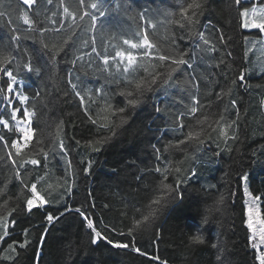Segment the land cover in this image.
Segmentation results:
<instances>
[{
  "label": "snow or ice",
  "instance_id": "1",
  "mask_svg": "<svg viewBox=\"0 0 264 264\" xmlns=\"http://www.w3.org/2000/svg\"><path fill=\"white\" fill-rule=\"evenodd\" d=\"M208 2L209 0H176L174 8L161 11L150 6L137 9L136 0H77L75 9H71L66 0H59L57 10H52L53 0H18L16 7H12L10 3V11L0 12V20L9 29L7 38H0V76L7 78L6 87L0 85V95L4 101L0 107L10 110L9 119L5 118L7 112H0V167L10 169L11 173L3 181V186H0V199L8 195L10 183L15 181L20 185L15 196H8L0 203V242L10 236V228H15L18 222L16 213L31 214L34 210H43L49 205H63L66 198L72 195L79 173L82 172L85 178L91 175L96 163L92 158L93 154L100 153L104 146L119 135L133 118L129 113L135 114L149 94H156L154 113L157 118L164 112L173 116L172 131L175 135L163 145V150L157 144H152L156 164L144 174L154 171L159 174L160 179L153 187L147 204L137 206L126 201L119 229L106 223L102 229L96 226L93 218V209L96 207L94 199L91 204H87L86 200L85 204L75 209L68 205L63 212L56 208L58 216L52 211L44 216V221L51 225L66 212L74 211L90 230L91 245H97L98 241L103 240L115 249H127L142 256L149 255L147 251L137 247L138 237L153 231L159 236L156 221L169 207L183 202V186L197 175V168L192 166L197 163V157L195 153L190 154L188 146L195 145L196 152H201L207 150L205 145L215 142L218 149L214 153L216 157H220L223 152L230 154L234 150L238 151L234 145L240 139V112L238 101L233 98L234 90L250 87L247 78L256 67L259 68L260 75L264 76V0H224V9L229 13V27L233 28L234 35L255 31L258 37L250 40L249 35H243L244 63H253L251 53L259 51L261 55L252 69L241 66L235 70L234 78L230 81L225 78L223 86L217 83L216 87L220 90L214 93V102L201 103V80L211 82V78L217 73L197 74V65L206 62L207 68H221L232 57V51H228L225 56L212 63L219 48L217 41L207 34V30L211 27L219 34L220 46H225L234 39L226 37L223 28H216L210 20L208 24L201 26V17L205 14ZM233 12L234 16L231 15ZM85 20L88 21L87 27ZM137 21L138 30L131 33L132 38H128L129 32L124 25L130 26ZM161 24L166 26V47L156 39L155 30ZM22 26H26L24 32L21 31ZM149 29L152 30L151 34ZM78 32L90 35L77 49L79 54L70 61L72 67L67 84L86 117L84 123L90 124L94 131L87 138L75 141L77 149H70L65 143V121L55 113L53 93L40 89L30 95L29 81L35 82L32 74L39 79L46 72L49 79H52L59 59L62 55H67ZM98 35L101 44L97 43ZM29 40L32 41V47H22ZM185 40L190 45L187 48L181 47V42ZM89 47L91 51L85 52L84 49ZM109 49H114V55ZM86 55L89 57L86 64L79 63L84 61ZM232 63H235L234 59ZM185 70H190L185 72L188 78L184 81L175 80L174 74ZM94 76L102 77L104 82L101 83L99 79L91 80L90 77ZM92 84L100 86L92 87ZM110 85H115L117 91L111 92ZM176 88H183L184 92H189V88L194 90V94L190 93V103L179 101L184 106V111L179 114L170 112L169 105L162 104L159 100L160 91L164 92V99L168 100L169 91ZM68 95L69 93H64L65 98ZM116 95L124 97V106L114 105L112 101ZM225 101L231 109H235V119L229 115L228 107L212 110ZM17 102L19 106H16ZM260 106L264 109V99H261ZM186 118L194 123H187ZM41 123L43 127L39 126ZM53 126L54 132L51 130ZM80 149H83V155L78 162L79 167H74L70 152ZM176 156H180V159H176ZM53 161L57 165L55 170L51 167ZM61 163L63 175H56ZM29 176L33 178L29 179ZM170 176L175 177L174 183L168 182ZM142 178L143 176H138L137 180ZM239 180L244 184L247 243L254 250L256 264H264V213L261 210L264 193L254 194L250 190L249 173L244 172ZM214 187L215 185H211L209 190ZM87 195L91 197V191ZM224 203L225 196L220 194L206 207L205 224L214 213L222 209ZM104 207L107 208L108 205ZM129 210L131 215L128 214ZM123 220L127 223H123ZM48 231L44 227L43 233L38 237L40 244L45 241ZM109 233L119 238L113 239ZM29 235L30 229L24 228V239L12 240L0 253V260L15 264L20 255L18 249H26L32 243ZM189 242L192 245L203 244L205 237L197 232L189 237ZM212 247L220 253L216 258L218 264H225V249L219 243H213ZM41 251L39 247L36 249L37 258ZM150 258L160 260L159 256ZM160 264H167V261H160Z\"/></svg>",
  "mask_w": 264,
  "mask_h": 264
},
{
  "label": "trees",
  "instance_id": "2",
  "mask_svg": "<svg viewBox=\"0 0 264 264\" xmlns=\"http://www.w3.org/2000/svg\"><path fill=\"white\" fill-rule=\"evenodd\" d=\"M16 7L18 0H0V12L10 11L8 5ZM71 9L77 7V0H66ZM59 0H53L52 10H57ZM176 0H136V8L145 6L159 8L161 11L174 8ZM23 7V6H21ZM231 15H235L233 12ZM15 19V16H13ZM42 19V17H41ZM160 19V17H157ZM209 20L216 28H223L226 37H234L231 43L220 46L218 44V33L209 27L207 34L217 41L219 51L215 53L212 63L221 56H225L228 51H232V57L228 58L227 63L221 68H207V63L197 65V74H208L215 72L217 75L211 78V82L201 80L199 97L201 103L207 104L215 101L214 93L220 89L216 87L219 83L225 84V78L230 81L234 78L235 70L241 66L252 69L254 62L261 55L259 51L251 53L253 63H244L245 42L243 35H249L250 40L258 39L255 31H244L243 35L235 34L233 28L229 27V13L224 9V0H209L205 14L201 17V26L208 24ZM79 22V21H78ZM70 23V20H69ZM137 23L124 25L131 33L138 30ZM87 27L88 21L84 22ZM22 25V22H20ZM19 26V25H18ZM59 27V25H57ZM68 25H65L67 29ZM165 25H158L156 32L157 41L163 46H167L165 37ZM26 26L21 27L24 32ZM150 34L152 30L149 29ZM8 27L0 20V38H7ZM179 35V33H177ZM90 34L78 32L75 42L67 50V55H62L57 63L52 79L46 72L44 76L37 79L32 74L35 81L30 83L29 94L34 95L37 90L44 89L47 93H53L52 103L55 106V113L65 121L64 132L66 133L65 143L70 149H77L76 140L87 138L94 128L90 124L84 123L86 117L79 107V101L73 95L67 84L69 70L72 65L70 61L78 55L77 49L81 47L84 40L89 39ZM256 37V38H255ZM106 39V37H105ZM97 43L101 44L99 35ZM39 46L38 44L36 45ZM187 40L181 42V47H189ZM249 47L251 44L249 43ZM22 47H32V41H25ZM126 47V46H125ZM102 50V46H101ZM90 52L91 49H84ZM114 55V49H109ZM89 57L86 55L83 62ZM95 60V57H92ZM235 63H232V60ZM79 66V64H78ZM185 70L174 74L175 80L184 81L188 77ZM75 75V74H74ZM6 77L0 76V85L6 87ZM91 80H100L102 77H90ZM247 83L248 88L234 90L233 98L238 101L240 112L239 129L240 139L234 145L232 153L223 152L220 157L214 153L218 150L215 142L205 145L207 150L196 152L195 145L188 146L190 154L195 153L197 163L192 165L197 168V175L189 181L185 189L183 202L173 205L161 214L156 221L159 229V236L152 233H143L138 237L137 247L142 251H147L148 256H142L127 249H115L107 245L106 241L100 240L97 245L89 242L90 230L85 227V222L78 213L66 212L63 217L54 221L51 225L44 221V216L48 211L54 215H59L64 208L71 205L73 209L85 204H91L95 200L96 207L93 209L94 222L99 229L104 224L121 227L125 202H131L137 206L147 204L152 195V189L160 179L159 174L154 171L144 174L147 170L153 169L156 161L152 149V144H157L163 150V145L175 135L173 129V116L168 112L159 114L154 113V102L157 100L156 94H149L145 102L135 111L129 113L133 118L123 127L110 143L103 147L100 153L93 154L92 158L96 161L90 176L85 178L80 172L76 181V187L71 196L67 197L63 205L46 206V209L34 210L31 214L16 213L17 224L15 228H10V236L5 241L0 242V253L7 248L12 240L22 241L24 239L23 229L29 228V239L32 243L26 249H18L20 255L15 264H160V261H167V264H218L217 255L219 251L212 247L213 243H219L224 249L225 264H256L254 260V250L247 243L248 231L244 225V191L243 182L239 176L244 172L249 173L248 185L254 194L264 193V109L260 106L261 99H264V76L260 75L259 68L249 73ZM98 87L99 84H92ZM111 92H116L115 85H110ZM69 95L65 98L64 93ZM190 93L194 90L189 88V92H184L183 88H176L169 91V99H164V92H159V100L162 104L169 105V111L179 114L184 111V106L179 101L190 103ZM59 97V99H57ZM116 107L124 106V97L116 95L113 97ZM4 104L3 97L0 95V106ZM18 105V102L16 104ZM228 107L229 115L232 119L236 118L235 109H231L227 102L214 107L213 111ZM95 111V109H93ZM0 112H7L6 119L10 118V110L0 107ZM151 114V115H150ZM202 114V113H201ZM22 115V112L20 113ZM43 120V116H41ZM187 123H194L188 120ZM43 127L41 123L39 125ZM2 129V125H0ZM54 132V126L51 129ZM106 134V133H105ZM223 147V145L221 144ZM2 154V151H0ZM83 155V149L71 151L70 157L74 160V167H79L78 162ZM180 159V156H176ZM51 167L55 170L57 165L53 161ZM10 169L0 167V186L3 181L10 176ZM42 174V173H41ZM56 175H63V163L59 166ZM138 176H143L137 180ZM32 179V176L28 177ZM169 183L175 182V177H169ZM211 185L214 188L209 190ZM20 185L13 181L9 184L8 195L0 199L3 203L8 196H15L19 191ZM91 191L92 196L87 194ZM220 194L225 196V203L222 209L214 213L208 223H204L205 209ZM108 205L107 208L104 205ZM87 206V205H86ZM59 208V212L56 211ZM264 213V204L261 205ZM131 215V210H129ZM123 223H127L123 220ZM44 227L49 231L45 235L43 244L39 243L38 237L43 233ZM201 233L205 237V243L192 245L189 237L195 233ZM109 235H112L109 233ZM113 239H118L112 235ZM40 248L41 255L36 257V249ZM159 256V261H154L150 257ZM0 264H10L9 261L0 260Z\"/></svg>",
  "mask_w": 264,
  "mask_h": 264
},
{
  "label": "rangeland",
  "instance_id": "3",
  "mask_svg": "<svg viewBox=\"0 0 264 264\" xmlns=\"http://www.w3.org/2000/svg\"><path fill=\"white\" fill-rule=\"evenodd\" d=\"M256 38V37H255ZM243 191H244V184H243ZM244 200H245V196H244Z\"/></svg>",
  "mask_w": 264,
  "mask_h": 264
}]
</instances>
